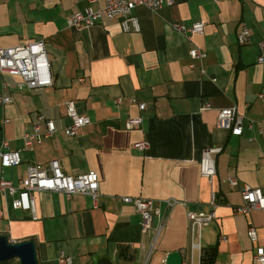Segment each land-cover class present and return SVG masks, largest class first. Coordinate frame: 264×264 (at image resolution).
<instances>
[{"label":"crops","instance_id":"1","mask_svg":"<svg viewBox=\"0 0 264 264\" xmlns=\"http://www.w3.org/2000/svg\"><path fill=\"white\" fill-rule=\"evenodd\" d=\"M85 7L86 0H0V47L43 41L52 81L45 88L7 92L11 103L0 107V116L9 122L0 139L8 151H19L21 162L0 168V176L17 186L28 166L56 160L65 175L93 170L99 177L95 202L86 195L33 193L35 220L0 195V236L9 243L32 241L37 264H59L61 253L71 264H165L171 253L181 255V264H201L209 250L213 264H259L253 256L257 247L264 251V211L240 215L233 209L244 204L245 187L264 194V65L256 63L264 0L139 6L137 33H124L118 21L105 19L81 31L68 27L69 17ZM194 23H203V32L190 39L173 27ZM243 27L248 41L239 44ZM191 49L204 51L205 58L192 61ZM117 98L120 105L113 102ZM131 99L146 109L139 111ZM69 101L89 119L76 137L64 134ZM203 103L210 108L200 111ZM231 108L244 117L240 136L217 126L218 112ZM39 117L52 121L56 132L24 151V134L35 125L44 130ZM138 117L140 127L128 129L127 121ZM139 141L147 149L137 150ZM213 148L220 152L211 155L216 174L209 183L199 163L203 151ZM213 194L216 208L210 206ZM122 197L153 201L147 231ZM210 212L215 218L199 230L187 219V213ZM249 227L256 232L254 243Z\"/></svg>","mask_w":264,"mask_h":264},{"label":"built area","instance_id":"2","mask_svg":"<svg viewBox=\"0 0 264 264\" xmlns=\"http://www.w3.org/2000/svg\"><path fill=\"white\" fill-rule=\"evenodd\" d=\"M173 3L174 0H105L104 5L99 7L97 0H86L84 10L73 13L67 21V26L76 31H81L93 27L98 21L105 19L109 22L118 21L124 33H137L139 32V21L134 15L135 8L143 6L149 10H156L170 6ZM173 27L184 38L190 39L195 34H202L204 25L203 23H194L190 27H185L181 24H175ZM247 41L248 31L243 27L237 35V42L245 44ZM257 48L259 54L256 58V63L264 65V40L258 42ZM205 56L206 53L200 49H191L189 51V57L192 61H201ZM6 77L13 79V82L8 83L5 80ZM51 84L49 63L43 41L9 48L0 47V107L11 103V99L7 95V92L11 90L23 91L24 89L45 88L51 86ZM258 97L261 98L262 96ZM113 102L115 105H120L121 99H114ZM130 103L136 105L139 111L146 109L144 104L138 103L135 99H131ZM65 108L66 116L70 119V125L64 130V134L68 137H76L79 130L89 124V119L76 113L73 101L67 102ZM209 108L210 105L208 103H203L200 111H205ZM243 120V115L238 113L235 108H231L219 111L216 122L220 129L228 131L230 135L240 136L243 129ZM39 121L44 126V130L41 131L40 126L35 125L31 132L24 134L22 138V149L24 151L34 145H40L56 132L52 121L42 117H39ZM8 122V119L0 116V132ZM140 125V117L129 119L126 123L128 129H137ZM147 146L145 141H139L134 144V147L139 151L147 149ZM7 148V142L0 139V168L2 170L16 167L21 162L19 151H8ZM219 152V148H213L202 153L199 173L209 183L213 181L216 174L214 159L211 155ZM229 182L233 184L232 179ZM44 191L61 193L67 199L74 195H86L95 202L99 192V177L93 170L76 176L65 175L56 160L48 162L45 167L40 165L28 166L24 178L18 181L17 186L0 176V195L10 196L12 198V208L29 212L34 220L36 215L33 193ZM241 199L244 204L233 209L235 214L245 215L250 211H264V194L260 189L245 187L241 191ZM121 201L134 207L140 216L141 231H147L151 226L153 201L141 197H122ZM173 204L168 203L169 206ZM218 204L217 197L213 194L210 206L216 208ZM214 218V212L206 215L187 213V219L191 226L196 227L198 230L206 226ZM159 229L160 227H158L157 231ZM246 234L250 242H256L257 236L254 227H249ZM71 262V258L66 257L62 253L60 254L58 258L59 264H71ZM253 262L264 264V251L261 247L255 249Z\"/></svg>","mask_w":264,"mask_h":264},{"label":"water","instance_id":"3","mask_svg":"<svg viewBox=\"0 0 264 264\" xmlns=\"http://www.w3.org/2000/svg\"><path fill=\"white\" fill-rule=\"evenodd\" d=\"M11 260H17L19 264H37L34 243L32 241L9 243L4 236H0V263ZM165 264H181V255L169 254Z\"/></svg>","mask_w":264,"mask_h":264},{"label":"trees","instance_id":"4","mask_svg":"<svg viewBox=\"0 0 264 264\" xmlns=\"http://www.w3.org/2000/svg\"><path fill=\"white\" fill-rule=\"evenodd\" d=\"M214 250L206 251L201 256V264H213Z\"/></svg>","mask_w":264,"mask_h":264}]
</instances>
